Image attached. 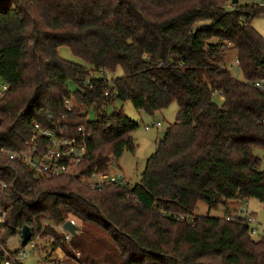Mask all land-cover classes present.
I'll return each mask as SVG.
<instances>
[{
  "label": "trees",
  "instance_id": "trees-1",
  "mask_svg": "<svg viewBox=\"0 0 264 264\" xmlns=\"http://www.w3.org/2000/svg\"><path fill=\"white\" fill-rule=\"evenodd\" d=\"M256 17L264 4L240 0H0V262L7 253L10 264H23L8 241L28 226L33 239H52L74 260L77 251L78 264H264V234L254 238L239 207L228 206L264 203V170L253 152L264 149ZM61 46L85 65L61 58ZM228 51L242 80L225 65ZM118 67L122 75L108 80L104 72ZM116 100L150 115L175 103L177 114L138 184L94 190L77 175L109 172L135 149L137 123L121 108L106 111ZM35 124L85 141L78 174L36 177L8 158L29 148ZM199 202L208 213L195 214ZM218 206L223 214L210 215ZM69 215L82 227L66 241L52 226Z\"/></svg>",
  "mask_w": 264,
  "mask_h": 264
},
{
  "label": "rangeland",
  "instance_id": "rangeland-1",
  "mask_svg": "<svg viewBox=\"0 0 264 264\" xmlns=\"http://www.w3.org/2000/svg\"><path fill=\"white\" fill-rule=\"evenodd\" d=\"M260 1L263 2L264 0H240V3H262ZM252 21H254V25H252L253 28L264 37V34H262V32L264 33V17H256ZM256 27H259L261 30L257 29ZM58 54L61 58L77 64L85 65V63L78 57L74 56L67 47H59ZM224 62L233 77L239 80L243 79V76L235 63L234 51H228L226 53ZM92 75L93 77H97L101 76V73L95 72ZM104 75L108 80H111L122 75V68L118 67L114 72L106 71L104 72ZM2 86L3 81L0 78V90ZM68 88L71 92H73L77 87L72 81H68ZM118 108H121L127 117L137 123V128L131 133L135 144V149L133 152L125 150L117 160H113L109 165V173H121L125 177L128 184L132 186L140 182L141 173L145 167L146 160L155 151L157 140L163 136L168 126L174 122L177 114V106L175 103H172L167 108L161 111H156L150 115L145 111L136 110L129 101L122 102L116 100L113 106H109L106 111L107 113H113ZM88 118H93V113L91 111L89 112ZM156 122L160 123L159 127L155 126ZM27 144L31 145L32 142L29 141ZM253 152L260 158V170H264V149L255 147ZM72 174H77L76 170ZM228 206H233L236 209L239 207V210L244 207L248 210V212H253L254 220L252 226L257 227L259 232L264 228V203L255 198H250L241 202L231 201L229 202ZM223 212V206H218L216 209H211L209 214L213 216H219L222 215ZM206 213H208L207 205L203 202H199L196 206L195 214L198 215ZM67 220H71L76 226L82 227L81 222L71 215H69ZM52 228L57 233L63 235L61 230H59V226H52ZM258 237V235H255L254 238ZM17 239L18 238L9 239L8 248L10 250H16L18 244ZM51 240L52 239L50 238H45L44 236L38 235V239H36V241L42 254L45 253L46 255V253H50L51 257H56L62 262V264H78L77 261H79L78 259L80 254L77 251L72 250V253L76 256V259L74 260L73 257L68 255V252L61 249L60 247H54L53 249L52 246H50ZM22 263L35 264V260L29 256L23 259Z\"/></svg>",
  "mask_w": 264,
  "mask_h": 264
},
{
  "label": "built area",
  "instance_id": "built-area-1",
  "mask_svg": "<svg viewBox=\"0 0 264 264\" xmlns=\"http://www.w3.org/2000/svg\"><path fill=\"white\" fill-rule=\"evenodd\" d=\"M264 4V1L262 2ZM255 86L264 88V85L260 82H256ZM6 90V86H2V91ZM65 103L69 106H73V100H65ZM159 122H156L155 126H159ZM46 139L44 147L39 146L38 140ZM32 144L28 149L20 150L17 152H6L8 158L18 159L22 163L28 165L33 171L36 177L53 178L64 174H72L75 172L76 167L82 160L83 155L86 152L85 141L75 140L73 137H66L62 128L57 129L44 128L39 124H35L33 127V136L30 139ZM78 174V173H77ZM81 182L87 184L91 189L102 190L106 185L111 184H127L125 177L121 173L110 174L99 173L92 171L89 175H77ZM0 187L5 188V184L0 181ZM5 211L0 207V226L5 224ZM238 214L246 217L247 222L251 225L250 233L255 235H263L264 228L259 232L257 227L252 226L253 219L251 216H246L247 211L243 207L238 211ZM44 226L48 223L45 222ZM59 230L64 235V239L69 241L71 234L62 229V224L58 225ZM18 238V237H11ZM38 237L31 238L30 241L24 246L20 245V237L17 239V255L18 261L31 256L35 260V264H62L57 258L44 257L45 253H41L36 241ZM0 264H10L9 255L4 254L3 260Z\"/></svg>",
  "mask_w": 264,
  "mask_h": 264
},
{
  "label": "water",
  "instance_id": "water-1",
  "mask_svg": "<svg viewBox=\"0 0 264 264\" xmlns=\"http://www.w3.org/2000/svg\"><path fill=\"white\" fill-rule=\"evenodd\" d=\"M233 3L236 4L237 0H233ZM62 229L70 233L71 236H74L77 233V226L71 220H66L65 222H63ZM31 238L32 233L30 228L28 226H23L20 232V245L22 247L25 246Z\"/></svg>",
  "mask_w": 264,
  "mask_h": 264
},
{
  "label": "crops",
  "instance_id": "crops-1",
  "mask_svg": "<svg viewBox=\"0 0 264 264\" xmlns=\"http://www.w3.org/2000/svg\"><path fill=\"white\" fill-rule=\"evenodd\" d=\"M260 2H262V1H260ZM254 20V19H253ZM254 21H252V25H254V23H253ZM257 29H260L259 27H256ZM261 30V29H260ZM262 34H264L263 32H262Z\"/></svg>",
  "mask_w": 264,
  "mask_h": 264
}]
</instances>
